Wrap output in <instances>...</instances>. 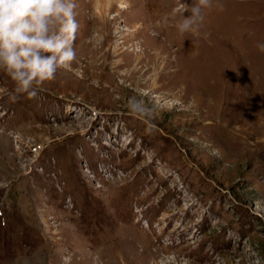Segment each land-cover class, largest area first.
Masks as SVG:
<instances>
[{
	"label": "rangeland",
	"instance_id": "obj_1",
	"mask_svg": "<svg viewBox=\"0 0 264 264\" xmlns=\"http://www.w3.org/2000/svg\"><path fill=\"white\" fill-rule=\"evenodd\" d=\"M77 3L69 69L14 101L0 71V264H264V0L199 35L193 0Z\"/></svg>",
	"mask_w": 264,
	"mask_h": 264
},
{
	"label": "clouds",
	"instance_id": "obj_2",
	"mask_svg": "<svg viewBox=\"0 0 264 264\" xmlns=\"http://www.w3.org/2000/svg\"><path fill=\"white\" fill-rule=\"evenodd\" d=\"M182 7L188 15L176 28L199 35L204 9L212 8L213 0H193ZM77 8V0H0V71L14 83L10 99L21 94L35 98L59 69L71 67L77 58ZM258 48L264 52V44ZM127 109L129 115L152 119L153 109L142 99L129 98Z\"/></svg>",
	"mask_w": 264,
	"mask_h": 264
},
{
	"label": "bare ground",
	"instance_id": "obj_3",
	"mask_svg": "<svg viewBox=\"0 0 264 264\" xmlns=\"http://www.w3.org/2000/svg\"><path fill=\"white\" fill-rule=\"evenodd\" d=\"M148 46H150L149 44H148ZM206 94H207V92H205ZM210 109L211 108H209V111H210ZM212 113V112H211ZM212 115V114H211ZM214 117V116H213ZM215 121V120H214ZM215 124V123H214ZM214 124H213V122L211 123V125H209L208 127H213L214 126ZM223 125V124H222ZM219 126V125H218ZM215 128V127H214ZM250 137H251V135H250ZM255 138V137H254ZM252 142V141H251ZM263 144H264V142H261V141H256V143H255V146H258L257 147V151L256 152H259L260 151V149H261V146H263ZM254 145V144H253ZM240 146H242V145H240Z\"/></svg>",
	"mask_w": 264,
	"mask_h": 264
}]
</instances>
